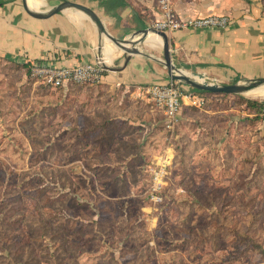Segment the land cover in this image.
Here are the masks:
<instances>
[{
	"label": "crops",
	"instance_id": "1",
	"mask_svg": "<svg viewBox=\"0 0 264 264\" xmlns=\"http://www.w3.org/2000/svg\"><path fill=\"white\" fill-rule=\"evenodd\" d=\"M64 1L76 2L93 10L107 33L126 41L129 48L141 53L131 55L125 65L128 53L110 43L106 32L100 30L87 13L71 9L53 13ZM26 5L36 17L25 11L23 0H0L2 60L21 66L22 72L25 64L42 60L57 67L92 63L104 69L100 84L77 85L76 92L69 85L63 88L66 92L64 98L41 107L53 109V118L58 120V125L67 123L63 130H67L71 138L104 139L102 144L91 148L101 151L100 146H104V161L91 168L104 171V202H122L138 196L148 203L145 187L150 184L151 168L163 157L169 161L170 167L185 171L181 180L184 190L181 196L185 200L181 202L191 199L188 203H195V210L203 217L211 214L216 217L222 213L221 204L224 202L232 203L227 212L229 219L252 217V210L244 207L240 211L241 207L235 204L242 201L239 198L252 197L251 188L264 187V180L254 181L252 178L254 149L246 145L248 138L256 141L264 135V132L260 136L250 130L253 125L249 123L256 114L246 106L228 101L230 95L201 94L182 84V108L171 136L174 129L166 128L163 112L151 100L139 96V87L165 85L172 81L161 62L164 58L162 38L152 31L154 23L164 17L159 0H26ZM173 8L179 18L214 14L231 19V24L225 28L167 32L172 62L177 68L220 84L264 77V0H173ZM27 80L25 75L22 83ZM190 92L204 96L205 105L192 104L187 97ZM241 114L242 118H239ZM254 124L259 127L258 122ZM243 125L247 126L245 134L238 129ZM55 156L50 166L42 165V168L64 170V164ZM207 166L214 171L217 169L221 178L188 182V175L193 170L198 175L208 176ZM242 170L244 177L237 178L236 173ZM59 181L53 183L58 185ZM187 185L195 186L196 191L185 190ZM64 186L69 188L56 197L60 196L62 201L72 197L71 183ZM208 186L212 187L211 193L202 191ZM247 188H250L248 194ZM151 207L141 205L139 213L142 219H149L147 225L155 229L160 224L156 215L151 214ZM180 214L183 220L187 211ZM139 218L137 222L141 220ZM105 220L112 221L104 212ZM98 230L104 232V239L109 235L105 226L104 231ZM181 235L188 241L191 251H200L209 243L201 247L192 243L187 232ZM231 237L227 239L231 240ZM215 240L212 249L218 251L220 247L215 246ZM188 263L192 264L191 261Z\"/></svg>",
	"mask_w": 264,
	"mask_h": 264
},
{
	"label": "rangeland",
	"instance_id": "2",
	"mask_svg": "<svg viewBox=\"0 0 264 264\" xmlns=\"http://www.w3.org/2000/svg\"><path fill=\"white\" fill-rule=\"evenodd\" d=\"M21 69L0 58V264H165L166 261L169 264H190L188 261L192 264H264V187L251 188L252 197L246 200L239 198L242 201L235 205L241 207L240 211L244 207L251 210V206L253 219H233L237 225L235 235L231 240L224 236L219 244L215 243L220 247L218 251L212 249L211 240L202 247L205 243H201L202 237L196 232V228L209 227V220L195 210V203H188L191 199L181 202L185 200L181 196L184 170L172 166L169 170L167 190H175L178 200L174 204L181 202L177 206L170 205V197L157 206L138 196L122 202H104V171L91 169L104 161V146H100L101 151L92 150L96 141L102 144L104 139H94L91 144V140L86 143L83 139L71 138L63 130L67 123L58 125L53 109L41 108L64 98L66 92L63 88L35 86L26 69L23 72ZM25 75L28 80L24 84ZM76 86H71L75 92ZM236 96L230 95L231 99L227 100L236 102ZM238 96L240 102L264 103V98L247 93ZM251 121V132L262 136L264 127L260 125V118L254 115ZM257 122L259 127H255ZM246 128L243 125L238 129L245 134ZM260 138L256 141L248 138L246 142L254 149L251 161L256 181L264 180V156L261 155L264 135ZM52 154L57 155L59 160H56L65 169L52 171L50 176L42 165L50 166L54 162L56 156ZM208 170V176L193 170L188 182L221 178L217 169L208 167ZM242 176L243 171L241 175L236 173L237 178ZM57 180H60L58 185L54 184ZM70 183L72 197L66 201L60 196L56 198L69 188L64 185ZM211 188L204 187L202 191L211 193ZM184 189L196 191L191 185ZM164 195L168 197L167 193ZM141 205L152 206L151 214L156 215L160 227L152 229L147 225L150 220L142 219ZM181 211H187L183 220ZM104 212L113 221L111 226H105L109 229L105 239L104 232L98 230L102 222L96 224L97 220L104 223ZM186 232L194 245L202 247L200 251H191L181 235ZM104 252L112 253L114 258L104 261Z\"/></svg>",
	"mask_w": 264,
	"mask_h": 264
},
{
	"label": "built area",
	"instance_id": "3",
	"mask_svg": "<svg viewBox=\"0 0 264 264\" xmlns=\"http://www.w3.org/2000/svg\"><path fill=\"white\" fill-rule=\"evenodd\" d=\"M163 19L152 26L156 30L171 32L189 28H225L231 24V19L225 15H208L194 18H179L173 8V0H160ZM28 76L35 84L48 89L58 90L69 85L95 86L102 82L104 69L99 64L80 63L73 67H57L42 60L30 65ZM183 83L170 81L168 84H154L138 88L139 96L151 100L163 112L166 118V128L173 130L178 122L184 96ZM192 104L203 107L206 103L204 96L198 93H188ZM261 123L264 127V103L260 110ZM170 164L166 158H161L151 168L150 184L145 192L146 200L152 206L164 202L168 187Z\"/></svg>",
	"mask_w": 264,
	"mask_h": 264
},
{
	"label": "water",
	"instance_id": "4",
	"mask_svg": "<svg viewBox=\"0 0 264 264\" xmlns=\"http://www.w3.org/2000/svg\"><path fill=\"white\" fill-rule=\"evenodd\" d=\"M23 6H24L25 11L29 15L36 17L35 14H33L31 11L28 10L27 5H26V0H23ZM68 9L75 10V11L81 10V11L87 13L97 23L99 29L106 32V36H107L108 41L110 43L119 47L124 52L128 53L129 56H127L125 58V62H124L125 65H127L129 63V61L131 59V55H136V54L141 53L140 50H138V49L129 48L127 46L126 41L118 40V39L114 38L111 34L107 33L102 22L97 17L96 13L93 10H91V9H89V8L79 4V3L64 1L53 11V13H59V12L61 13V12L68 10ZM152 31L157 36L162 38V41H163V57L164 58L161 60V62L165 66V68L167 69L171 79L174 81H178L180 83L186 84V85L190 86L191 88L198 90V91H204V92L215 93V94L222 93V94H228V95H242L251 89H254L256 87L264 85V77L259 78V79H254V80H248V81H244V82H237L234 84H220L217 82L208 81L203 75L195 74V75L199 76L200 78L204 79V82L198 83L190 77V74L183 72L182 70L177 68L174 65V63L172 62L170 43H169L167 33L164 31L156 30L154 28L152 29Z\"/></svg>",
	"mask_w": 264,
	"mask_h": 264
},
{
	"label": "trees",
	"instance_id": "5",
	"mask_svg": "<svg viewBox=\"0 0 264 264\" xmlns=\"http://www.w3.org/2000/svg\"><path fill=\"white\" fill-rule=\"evenodd\" d=\"M31 65V64H30ZM30 65L28 64H25L23 67L26 69L27 71V74H28V69L30 67ZM32 81V80H31ZM192 90L198 92V93H209V92H204V91H198V90H195L192 88ZM210 94V93H209ZM240 97L237 95L236 96V105L237 106H246L247 109H249L252 113H255L257 115V117L260 118V122H261V117H260V110H261V107L263 105V102H256V101H242L240 102ZM239 101V102H238ZM258 119V118H257ZM176 129H174L172 132H170V135L172 136V134L175 132ZM168 136V135H167ZM169 137V136H168ZM84 141L88 142L90 140L87 141V139H83ZM94 140V139H93ZM93 140H91V144H93ZM95 140H98V139H95ZM101 142L100 141H96L94 143V145H99ZM53 155V154H52ZM45 172H47L46 174L50 175V176H53V170L52 169H48L47 167H43L42 168ZM55 172H59L60 170H54ZM243 171V170H242ZM242 171L238 172L240 175L242 173ZM50 172V173H49ZM52 172V173H51ZM52 174V175H51ZM248 174V172H247ZM244 176H242L243 178ZM52 178V177H51ZM252 178L253 180H257V179H254L253 175H252ZM169 190V189H168ZM167 190V194H168V197H166L164 199V201H167V199H169V197L171 198V201H170V205H173L174 204V200H178L177 196L175 197V190L173 191H168ZM67 199H65L66 201ZM183 202H186V201H183ZM178 204H181L180 201H177V203L174 204V206L178 205ZM230 204L232 205V203H228V202H224L221 204V210H222V213L218 214L216 217H214L212 214L207 216L206 219L209 220L208 223L210 224L209 227L207 228H201V229H197L196 232L198 233V235L201 238V243H207V242H211L213 243V239L215 238V243H218V241L222 240V237L224 238V236H228V237H231V235H235V227H237V225H235V222L231 219H229L228 215H227V212L229 210V207H230ZM183 206V205H182ZM252 210V207L250 208ZM253 216H254V213L252 215L251 218L249 219H253ZM71 220V218H69ZM100 223L102 222V227L100 229L103 230V226H107V225H110L107 223V220L104 221L103 223V220H97L96 224L97 223ZM109 222V221H108ZM110 223V222H109ZM235 228V229H234ZM104 231V230H103ZM98 234H100V232H97ZM102 235V234H101ZM219 239V240H218ZM200 246V245H199ZM102 257V255H100ZM107 258H111L113 259L114 256L112 253L110 252H104V261L107 259Z\"/></svg>",
	"mask_w": 264,
	"mask_h": 264
},
{
	"label": "bare ground",
	"instance_id": "6",
	"mask_svg": "<svg viewBox=\"0 0 264 264\" xmlns=\"http://www.w3.org/2000/svg\"><path fill=\"white\" fill-rule=\"evenodd\" d=\"M71 14V13H70ZM75 14V13H74ZM73 14V15H74ZM190 77L194 80V81H196V82H198V83H202V82H204V79L203 78H200L199 76H197V75H190ZM245 93H247V95H249V96H251V97H254V98H264V85H262V86H259V87H256V88H254V89H251V90H249V91H247V92H245ZM244 93V94H245Z\"/></svg>",
	"mask_w": 264,
	"mask_h": 264
}]
</instances>
